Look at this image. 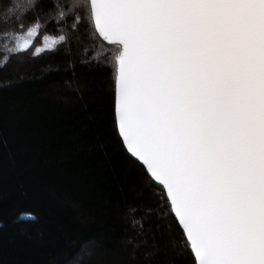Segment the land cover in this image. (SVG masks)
Returning a JSON list of instances; mask_svg holds the SVG:
<instances>
[{"label": "snow or ice", "instance_id": "1", "mask_svg": "<svg viewBox=\"0 0 264 264\" xmlns=\"http://www.w3.org/2000/svg\"><path fill=\"white\" fill-rule=\"evenodd\" d=\"M0 40L6 61L64 48V71L110 74L113 129L157 189L177 257L264 264V0H0ZM89 44L108 55L84 58ZM130 224L135 255L147 238Z\"/></svg>", "mask_w": 264, "mask_h": 264}, {"label": "trees", "instance_id": "2", "mask_svg": "<svg viewBox=\"0 0 264 264\" xmlns=\"http://www.w3.org/2000/svg\"><path fill=\"white\" fill-rule=\"evenodd\" d=\"M46 34H58L51 22ZM34 42L42 47L43 34ZM80 47L72 43L74 59ZM34 51L6 61L0 40V264H73L80 254L78 264H189L172 247L175 228L157 189L120 147L110 74L77 64L73 76L63 70L67 49ZM107 55L89 44L84 58ZM132 218L147 238L135 255L126 243L139 229Z\"/></svg>", "mask_w": 264, "mask_h": 264}, {"label": "rangeland", "instance_id": "3", "mask_svg": "<svg viewBox=\"0 0 264 264\" xmlns=\"http://www.w3.org/2000/svg\"><path fill=\"white\" fill-rule=\"evenodd\" d=\"M3 50V49H2ZM22 59L21 58H17L16 60H14L13 62H11V63H14L15 61H21ZM10 63V64H11ZM9 65V64H8ZM7 65V66H8ZM6 66V65H5ZM84 250V249H83ZM87 250V251H86ZM90 254H91V251L89 250V248L88 249H85V251H84V256H90ZM83 258V255H79L77 258H75L74 259V261H73V264H78V262L81 260ZM72 263V262H71Z\"/></svg>", "mask_w": 264, "mask_h": 264}, {"label": "water", "instance_id": "4", "mask_svg": "<svg viewBox=\"0 0 264 264\" xmlns=\"http://www.w3.org/2000/svg\"><path fill=\"white\" fill-rule=\"evenodd\" d=\"M130 154V153H129ZM131 155V154H130Z\"/></svg>", "mask_w": 264, "mask_h": 264}]
</instances>
